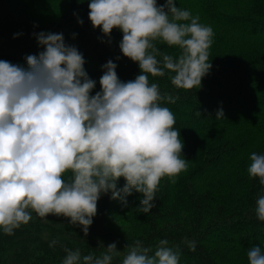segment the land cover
<instances>
[{
    "label": "clouds",
    "instance_id": "1",
    "mask_svg": "<svg viewBox=\"0 0 264 264\" xmlns=\"http://www.w3.org/2000/svg\"><path fill=\"white\" fill-rule=\"evenodd\" d=\"M89 8L93 26L105 36L110 38L114 28L122 31L119 47L138 62L141 74L124 82L109 60L99 80L102 90L92 95L96 81L85 70L83 54L65 43L63 33L37 34L45 48L27 55L26 67L0 60V229L5 234L27 224L31 209L41 218H70L87 236L97 202L109 192L125 206L129 195L141 193L137 210L147 214L155 207L161 179L187 167L175 116L160 103L175 99L150 84L148 74L168 71L177 88H199L212 68L213 29L175 0H90ZM157 40L178 46V58L161 52ZM222 117L221 109L216 118ZM250 159L249 174L264 185V155L252 152ZM66 173L70 178H64ZM121 177L126 183L118 187ZM256 215L264 221V195L257 200ZM57 243L51 241L50 247ZM187 244L195 251V241ZM168 245L161 239L150 254L140 240L126 244L122 264H179L180 251ZM65 251L62 264H112L120 256L117 242L105 246L99 257ZM247 257L249 264H264L259 246L251 247Z\"/></svg>",
    "mask_w": 264,
    "mask_h": 264
},
{
    "label": "trees",
    "instance_id": "2",
    "mask_svg": "<svg viewBox=\"0 0 264 264\" xmlns=\"http://www.w3.org/2000/svg\"><path fill=\"white\" fill-rule=\"evenodd\" d=\"M16 1L0 0V60L26 67L25 57L45 48L37 34L63 33L65 43L83 54L85 70L96 81L92 95L102 90L99 80L109 60L117 64L124 82L141 74L138 62L124 56L119 47L122 31L114 28L109 38L93 26L90 0H65L59 12L40 16L19 12ZM175 3L199 16V22L214 33L208 50L212 68L199 88H177L170 79L174 73L168 71L164 76L148 74L150 84H158L162 95L175 99L160 103L175 116L186 169L171 178L175 183L169 177L161 179L155 207L147 214L137 210L141 193L129 195L126 206L111 199V192L102 193L87 236L83 226L69 223L70 218L52 214L41 218L29 209L32 219L14 234L0 229V264H62L65 248L99 257L113 242L120 256L112 264H122L128 251L125 245L137 240L154 254L159 241L167 239L169 247L180 251L179 264H249L251 247L264 251V221L256 215L264 185L248 172L250 154L264 155V0ZM154 43L161 52L178 58V46ZM221 109L224 117L217 119ZM125 183L121 177L118 187ZM53 240L58 243L50 247ZM187 241L196 242L195 251Z\"/></svg>",
    "mask_w": 264,
    "mask_h": 264
},
{
    "label": "rangeland",
    "instance_id": "3",
    "mask_svg": "<svg viewBox=\"0 0 264 264\" xmlns=\"http://www.w3.org/2000/svg\"><path fill=\"white\" fill-rule=\"evenodd\" d=\"M64 1L65 0H17L16 4L19 12L28 16H40L42 14L59 12L63 7ZM250 114H255V111L252 110Z\"/></svg>",
    "mask_w": 264,
    "mask_h": 264
}]
</instances>
